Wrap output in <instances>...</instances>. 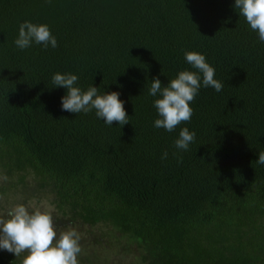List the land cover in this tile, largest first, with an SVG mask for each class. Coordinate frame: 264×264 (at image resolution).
Returning <instances> with one entry per match:
<instances>
[{
    "label": "trees",
    "instance_id": "obj_1",
    "mask_svg": "<svg viewBox=\"0 0 264 264\" xmlns=\"http://www.w3.org/2000/svg\"><path fill=\"white\" fill-rule=\"evenodd\" d=\"M24 21L46 24L58 47L19 49ZM187 51L205 56L222 91L201 86L189 122L155 128L151 80L196 71ZM57 72L82 91L118 92L129 122L62 110ZM184 127L195 132L187 151L174 143ZM261 151L264 42L235 0H0V198H43L55 227L102 226V250L137 264H264ZM80 245L79 264H97ZM24 255L0 249V264Z\"/></svg>",
    "mask_w": 264,
    "mask_h": 264
},
{
    "label": "clouds",
    "instance_id": "obj_2",
    "mask_svg": "<svg viewBox=\"0 0 264 264\" xmlns=\"http://www.w3.org/2000/svg\"><path fill=\"white\" fill-rule=\"evenodd\" d=\"M47 2L50 3L51 0ZM235 8L245 18L251 30L258 33L259 40L264 42V0H235ZM33 42L43 45L45 49L49 45L52 48L58 47L57 39L46 24L24 21L19 25L18 37L14 43L24 50L31 47ZM185 60L196 71L182 70L166 86H162L158 77L151 80L148 94L158 96L153 102L159 116L154 121L155 128L172 132L180 124L189 122L193 115L190 104L201 86L212 88L216 92L222 91L223 83L215 78V69L206 62L204 55L187 51ZM77 81L78 76L71 73L57 72L52 76L55 87L67 90L66 95L61 98L62 110L75 114L95 110L97 118L110 126L113 122L120 126L129 122L118 92L100 94L95 86L82 91L76 86ZM194 140L195 132L184 127L174 142L175 147L187 151ZM167 157L168 152L165 151L161 159ZM256 163L264 165V151L259 152ZM80 239V234L74 228L57 232L50 212L39 209L30 211L23 203L0 214V249L13 253L16 257L24 253L21 264H79L78 256L82 250Z\"/></svg>",
    "mask_w": 264,
    "mask_h": 264
},
{
    "label": "rangeland",
    "instance_id": "obj_3",
    "mask_svg": "<svg viewBox=\"0 0 264 264\" xmlns=\"http://www.w3.org/2000/svg\"><path fill=\"white\" fill-rule=\"evenodd\" d=\"M21 203H23V200L17 195H12V193H9L7 196L1 197L0 214L6 213L8 209H10L12 206ZM24 204L29 207L30 211L39 209L42 211L50 212L51 215H53L55 218L59 217L58 213L56 212V209H54L53 206L45 202L43 198L41 199L30 198L29 200L25 201ZM69 228L76 229V231L80 234L81 237L80 244L82 243V245L86 246L83 253L85 260L96 262L97 264H137V261H133V254L132 255L127 254V252H124L122 249L115 248L113 250L112 249L111 250L107 249L106 251L102 250L104 245L98 244L97 241L101 240L104 232L106 231L108 232V229L106 228L102 229V226L89 228L82 226L78 227L69 224L66 225L62 224L56 226L57 232L67 231ZM105 240H108V238H105ZM78 261L80 263L79 256H78ZM83 264H90V263L84 261Z\"/></svg>",
    "mask_w": 264,
    "mask_h": 264
}]
</instances>
